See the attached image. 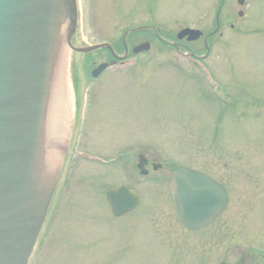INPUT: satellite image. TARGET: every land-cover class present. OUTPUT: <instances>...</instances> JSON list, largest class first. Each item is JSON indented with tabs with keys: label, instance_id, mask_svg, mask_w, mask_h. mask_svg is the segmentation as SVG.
I'll return each instance as SVG.
<instances>
[{
	"label": "rangeland",
	"instance_id": "1",
	"mask_svg": "<svg viewBox=\"0 0 264 264\" xmlns=\"http://www.w3.org/2000/svg\"><path fill=\"white\" fill-rule=\"evenodd\" d=\"M76 3L75 13L70 0L53 8L66 52L69 126L52 189L61 180L28 264H264L248 254L264 249V0ZM72 17L75 48L109 44L122 56L127 46L125 62L91 76L112 54L74 50L66 40ZM185 27L203 31L181 42L203 58L171 44ZM145 41L148 52H132ZM140 153L148 175L137 168ZM176 166L225 185L228 207L211 226L190 230L179 221L168 190ZM123 184L141 203L116 216L107 191Z\"/></svg>",
	"mask_w": 264,
	"mask_h": 264
},
{
	"label": "water",
	"instance_id": "2",
	"mask_svg": "<svg viewBox=\"0 0 264 264\" xmlns=\"http://www.w3.org/2000/svg\"><path fill=\"white\" fill-rule=\"evenodd\" d=\"M68 0H0V264H28L29 258L44 225L52 184L40 206L36 219L27 218L23 211L28 194L31 151L39 123V106L44 85V68L48 51L49 31L55 2ZM76 12V0H70ZM245 0H238L240 5ZM243 12H240L242 15ZM58 31L60 19L58 16ZM62 21V20H61ZM75 20L66 36L71 42ZM202 31L183 28L178 38L189 41L200 38ZM149 42L133 51L148 50ZM108 66L101 63L94 70L97 76ZM149 163L139 154L141 174L147 175ZM162 165L153 163L157 170ZM169 192L180 221L189 229L207 226L226 208L229 195L222 183L203 171L177 166L168 184ZM109 204L116 216L137 208L141 198L131 185H121L107 192Z\"/></svg>",
	"mask_w": 264,
	"mask_h": 264
},
{
	"label": "bare ground",
	"instance_id": "3",
	"mask_svg": "<svg viewBox=\"0 0 264 264\" xmlns=\"http://www.w3.org/2000/svg\"><path fill=\"white\" fill-rule=\"evenodd\" d=\"M44 68V85L39 106V123L31 151L28 194L23 208L26 217L36 214L54 180L62 144L69 124L70 99L66 85V52L58 19L53 16Z\"/></svg>",
	"mask_w": 264,
	"mask_h": 264
},
{
	"label": "flooded vegetation",
	"instance_id": "4",
	"mask_svg": "<svg viewBox=\"0 0 264 264\" xmlns=\"http://www.w3.org/2000/svg\"><path fill=\"white\" fill-rule=\"evenodd\" d=\"M219 23V22H218ZM219 25V24H218ZM216 30L217 29H214V31H210L209 32V34H208V37L209 36H211L213 33H215L216 32ZM157 35H158V37L161 39V40H163L164 42H167V38H164L163 37V35H162V33L161 32H159V33H157ZM209 39V38H208ZM183 40H185L186 41V43H187V40L186 39H183ZM182 40H180L179 42H175V43H171L173 46H175V47H177V49H183V50H187V52H188V54H191L192 56H194V57H196L197 55L193 52V51H191V50H189V48L187 49V48H185L184 47V45H185V42H184V44L182 45ZM170 42H167V44H169ZM183 46V47H182ZM170 47H172V46H170ZM174 47V48H175ZM188 47V46H187ZM103 48H107V50L112 54V59H114L115 58V55H114V53H113V49H114V51H116L117 49L114 47V48H112V49H110V47H103ZM125 48V55H124V57L123 58H127V56H128V54H129V48L127 47V46H125L124 47ZM98 51H100L99 50V48L97 49ZM97 50H95V51H92L91 53H94V52H97ZM207 50H210V48H209V46H207ZM141 53H145V52H141ZM139 54V53H138ZM198 58H203V56H201V57H199V56H197ZM111 59V60H112ZM110 60V61H111ZM120 60V62L121 63H123L124 62V60H121V59H119ZM98 65H96V67H97ZM95 67V68H96ZM225 88H226V86L224 87H221V91H224L225 90ZM226 90H227V88H226ZM229 92V91H228ZM223 95H226V94H223ZM229 95V98H230V100H231V96H230V94H228ZM226 97H228V96H226ZM228 98V99H229ZM229 100V101H230ZM230 201V200H229ZM229 204V203H228ZM228 207V206H227ZM227 207H226V209H227ZM225 209V210H226ZM224 210V211H225ZM224 211H222L218 216H217V218L212 222V223H210L209 225L211 226L212 224H214L220 217H221V215L224 213ZM208 225V226H209ZM225 232V231H224ZM249 251V255H258V256H261L262 257V259L264 258V249H263V251H262V253H260V254H254L253 252H254V250H253V248H252V246H251V248L248 250Z\"/></svg>",
	"mask_w": 264,
	"mask_h": 264
}]
</instances>
